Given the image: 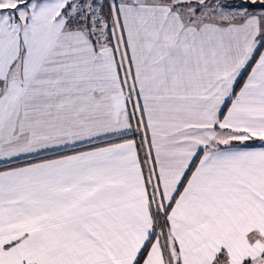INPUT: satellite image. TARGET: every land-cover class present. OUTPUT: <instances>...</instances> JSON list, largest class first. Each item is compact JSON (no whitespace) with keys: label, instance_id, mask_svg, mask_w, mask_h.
Returning a JSON list of instances; mask_svg holds the SVG:
<instances>
[{"label":"snow or ice","instance_id":"1","mask_svg":"<svg viewBox=\"0 0 264 264\" xmlns=\"http://www.w3.org/2000/svg\"><path fill=\"white\" fill-rule=\"evenodd\" d=\"M0 264H264V0H0Z\"/></svg>","mask_w":264,"mask_h":264}]
</instances>
